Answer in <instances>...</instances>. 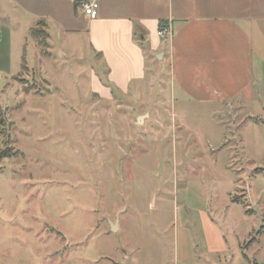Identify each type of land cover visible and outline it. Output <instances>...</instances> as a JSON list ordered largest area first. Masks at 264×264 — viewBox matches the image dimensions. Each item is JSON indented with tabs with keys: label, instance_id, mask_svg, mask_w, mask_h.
Returning a JSON list of instances; mask_svg holds the SVG:
<instances>
[{
	"label": "rangeland",
	"instance_id": "374dc122",
	"mask_svg": "<svg viewBox=\"0 0 264 264\" xmlns=\"http://www.w3.org/2000/svg\"><path fill=\"white\" fill-rule=\"evenodd\" d=\"M46 30L0 0V264H264V22L223 104L159 59L101 94L84 36Z\"/></svg>",
	"mask_w": 264,
	"mask_h": 264
},
{
	"label": "crops",
	"instance_id": "0c3cea01",
	"mask_svg": "<svg viewBox=\"0 0 264 264\" xmlns=\"http://www.w3.org/2000/svg\"><path fill=\"white\" fill-rule=\"evenodd\" d=\"M7 1L46 33L51 25L84 36L106 82L120 92L141 82L153 59L167 65L173 94L185 100L227 103L254 81L253 32L264 22V0H97L92 19L83 0ZM159 21L170 38L157 36ZM93 75L94 89L109 95Z\"/></svg>",
	"mask_w": 264,
	"mask_h": 264
},
{
	"label": "built area",
	"instance_id": "2783aa9c",
	"mask_svg": "<svg viewBox=\"0 0 264 264\" xmlns=\"http://www.w3.org/2000/svg\"><path fill=\"white\" fill-rule=\"evenodd\" d=\"M81 10L83 12V14L92 19L95 18L97 16V10H98V3L97 0H83L80 4ZM172 34L171 32V28L169 26H164L163 28H160L157 31V36L159 38H163V37H170Z\"/></svg>",
	"mask_w": 264,
	"mask_h": 264
},
{
	"label": "trees",
	"instance_id": "16d2710c",
	"mask_svg": "<svg viewBox=\"0 0 264 264\" xmlns=\"http://www.w3.org/2000/svg\"><path fill=\"white\" fill-rule=\"evenodd\" d=\"M40 25H42V23H39ZM165 25H164V21H159V28H163ZM30 32H31V35L33 36V37H38L39 36V34L40 33H38V32H40L39 30H37V29H31L30 30ZM42 32V31H41ZM44 32V31H43ZM172 35V34H171ZM140 36H141V34H139L138 35V39H140ZM171 37V36H170ZM169 36L167 37V38H170ZM43 43H44V40H41V41H39V45H43ZM140 45L142 46V48L145 50L146 49V45L143 43V41H140ZM23 64H24V60H22V64H21V67L23 66ZM106 86H108L109 88H110V92H114L116 89L111 85V84H109V83H106L105 84ZM4 154V153H3ZM0 156H1V154H0ZM257 234V233H256ZM255 241V238L254 237H252V238H250V240H249V242L250 243H252V242H254ZM248 242V243H249ZM252 264H257L256 263V261L254 260L253 261V263Z\"/></svg>",
	"mask_w": 264,
	"mask_h": 264
}]
</instances>
